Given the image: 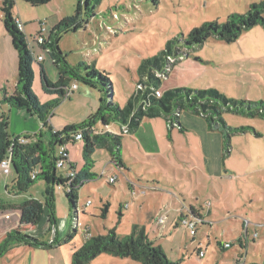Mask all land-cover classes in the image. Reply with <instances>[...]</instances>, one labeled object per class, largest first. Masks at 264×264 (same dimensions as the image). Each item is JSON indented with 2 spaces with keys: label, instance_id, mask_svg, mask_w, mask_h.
I'll use <instances>...</instances> for the list:
<instances>
[{
  "label": "rangeland",
  "instance_id": "374dc122",
  "mask_svg": "<svg viewBox=\"0 0 264 264\" xmlns=\"http://www.w3.org/2000/svg\"><path fill=\"white\" fill-rule=\"evenodd\" d=\"M261 2L264 0H99L95 17L82 23L76 32L71 27L60 36L57 46L68 66L92 65L112 81L113 103L123 108L134 91L136 71L143 60L152 59L168 42L186 38L203 23L222 24L229 15H243L251 5ZM15 3L13 15L23 21L19 19L24 23L23 34L33 47L29 49L31 90L43 106L57 97L43 93L39 66L51 83L57 82L58 74L49 55H45L43 64L35 62L41 50L29 36L36 37L42 22H46L48 35L58 21L75 17L76 0H54L39 8L19 0ZM182 52L187 56L181 57L164 78L162 89H213L229 99L264 103L263 26L243 32L230 44L211 38L202 47L179 50ZM172 63V59L168 60L167 66ZM16 73V53L0 16V115L6 121L5 130L0 131L1 148L11 142L9 138L22 140L38 134L42 128L36 118L10 111L2 103L5 93H13ZM77 86L79 90L63 99L48 119L57 132L85 123L99 109L103 94L80 82ZM223 120L228 128H245L243 134L229 133L228 152L224 129L211 131L202 117L189 112L180 115L179 125L164 119L144 120L135 133L123 136L122 170H118L105 149H95L90 168L93 178L78 192L77 220L61 186L52 187L51 216L43 182L35 183L24 195L13 197L8 188L15 173L0 172V206H4L0 208V232L18 227L19 213L5 211L31 200L40 206V217L37 225L25 234L45 243L58 242L50 250H13L5 259L1 258L0 264H70V255L82 246L85 236L114 232L122 239L131 235L134 226L143 228L153 247L162 249L173 263L235 264L242 258L245 264H264V120L232 113H224ZM254 132L260 136L256 137ZM43 140H48L46 133ZM67 150L76 157L80 171L82 142L68 145ZM59 175L64 173L57 171ZM110 177L116 180L112 185L108 183ZM181 194L205 215L208 223L198 227L194 239L178 221L188 209L175 204ZM105 207L108 208L104 214ZM159 209L165 211L168 221L162 235L148 219V214L154 215ZM209 211L211 216L207 218ZM241 220L252 224L247 242ZM255 232L258 238L252 240ZM68 236L72 239L68 240ZM5 238L1 232L0 244ZM225 243L231 248L222 252L220 248ZM200 250H205L202 259L197 257ZM89 264L138 263L101 254Z\"/></svg>",
  "mask_w": 264,
  "mask_h": 264
},
{
  "label": "trees",
  "instance_id": "16d2710c",
  "mask_svg": "<svg viewBox=\"0 0 264 264\" xmlns=\"http://www.w3.org/2000/svg\"><path fill=\"white\" fill-rule=\"evenodd\" d=\"M19 1L24 2L31 8H39L54 0ZM98 1L76 0L77 11L75 17L64 19L52 28L47 35V43L44 46H39L36 42L39 32L36 37L29 36V39L38 45L41 53L45 52V55H49L58 74L57 82L51 83L44 74V69L40 65L42 63H37L40 65L43 93L57 97L55 100L40 106L31 90L33 71L29 49L33 47L23 32L18 29V18L13 15L16 0H0L1 24L17 57L16 85L13 88L12 95L5 93L2 103L7 105L10 111L25 112L42 124L38 134L23 138V142L19 137H8L11 142H7L3 148L0 147V162L6 156H9L10 172L13 170L15 173L14 182L9 192L14 196L24 195L35 183L38 181L43 182L46 185L45 203L52 216V187L57 184L64 188L65 192L66 189L69 190L68 193H65V197L74 211L75 220H77L78 192L84 184L93 178L90 173L93 164L91 158L93 151L95 149H105L115 165L123 168L121 161L122 137L135 133L144 120L164 119L167 123L172 124L175 122L179 125L180 115L183 112H189L202 117L211 131L224 129L222 131L226 139L224 144L229 143L230 134H243L245 130L243 127L228 128L223 120L224 113L264 120V103L262 102L253 103L229 99L213 89H162L164 78L167 77L181 57L187 56L184 52L179 53V50L189 51L202 47L211 38L230 44L235 42L243 32L256 26L264 27V2L251 5L243 15H229L226 22L222 24L217 22L203 23L199 28L190 31L186 38H176L168 42L165 49L152 59L143 60L136 71L137 80L134 91L125 106L120 108L112 100V81L96 71L92 65L68 66L65 61L66 57L59 51L57 46L60 36L66 34L71 27H73V32H76L82 27V23H88L89 20L95 17V8ZM46 49L49 52H46ZM171 59L173 63L168 67V60ZM167 69L170 70L167 71ZM79 82L92 89H98L103 94L99 109L96 115L85 123L63 133L57 132L48 124V119L51 117L54 108L65 99L66 95L75 91L72 90V86H77ZM157 93L160 94V97H157ZM113 127L118 130L114 133L108 131ZM5 128L6 121L2 116L0 131L5 130ZM124 128L127 129V134L122 133ZM180 129L181 132H184L181 126ZM44 133L48 135L46 142L43 140ZM78 133L82 135V139L75 141V136ZM254 135L256 137L260 136L256 132H254ZM78 142H82L83 168L77 171L69 163L68 170L61 172L64 175L57 177L55 158L57 149ZM5 146L8 148H5ZM228 149L229 145L226 144L227 152ZM70 172L74 173V178L70 177ZM3 207L0 206L2 209ZM107 208H104V214L107 213ZM187 210V214L192 217L197 219L206 218L192 207H188ZM18 211L20 212L18 227L5 234L6 238L0 244V259L16 246L41 250H50L56 247L58 244L56 240L45 243L25 234V231L32 229L39 221V205L28 200L18 207ZM182 215H180L178 221H180ZM67 239L71 240L72 236H68ZM245 241L249 240L245 239ZM220 249L222 252L226 251L222 247ZM101 254L114 258L130 259L138 264H180L179 262H170L162 249L153 247L144 229L138 226L133 227L130 236L122 239L117 238L114 232L107 236H85L82 246L70 255V264H89Z\"/></svg>",
  "mask_w": 264,
  "mask_h": 264
},
{
  "label": "built area",
  "instance_id": "2783aa9c",
  "mask_svg": "<svg viewBox=\"0 0 264 264\" xmlns=\"http://www.w3.org/2000/svg\"><path fill=\"white\" fill-rule=\"evenodd\" d=\"M17 25H18V29L23 32V25L22 23L18 20L17 22ZM46 26V22H42L39 27H40V30H39V36L36 38V42L39 46H44L46 43H47V35H46V29L44 28ZM46 52H49L48 49H46ZM45 52H42L40 54H38L36 57H35V62L36 63H42L44 60H45ZM15 81H17V78H15ZM77 89V86L76 85H73L72 86V90H76ZM69 97V94L66 95L65 99ZM157 97H160V94L157 93ZM122 133L123 134H127V129L124 128L122 130ZM82 139V135L80 133H78L76 136H75V141H80ZM21 142H23L21 140ZM56 169L57 171H65V170H68V164L70 163L69 159H68V153H67V147H59L57 149V152H56ZM0 172H2L3 174L5 175H9V172H10V159H9V156H6L1 162H0ZM70 177L71 178H74L75 175L74 173L70 172L69 173ZM72 181V180H71ZM70 181V182H71ZM115 178H112L110 177L109 180H108V183L110 185L114 184L115 183ZM69 182V183H70ZM66 192L68 193L69 190L66 189ZM184 209V208H183ZM185 213L181 216L180 218V225H182L188 232L189 236L194 239L197 235V230H198V227L201 226V225H205L207 222L204 219H197L195 217H192L190 215L187 214L188 210L185 209L184 211ZM156 230L158 229L159 232H160V235L163 234V229H165L166 227V224H167V216L165 214H162L160 215L156 221ZM208 225V223H207ZM252 226L251 223L247 222V221H243V238L244 239H248L247 237V233H248V229ZM257 227H260V225H257ZM255 231V230H254ZM1 233V232H0ZM258 238V234L255 232L252 239L256 240ZM223 249H229L231 248V245L228 244V243H225L223 244L222 246ZM205 250H200L198 251L197 253V257L199 259H202L205 257ZM242 259V258H241ZM241 259L240 261L237 262V264H245V262H241Z\"/></svg>",
  "mask_w": 264,
  "mask_h": 264
},
{
  "label": "crops",
  "instance_id": "0c3cea01",
  "mask_svg": "<svg viewBox=\"0 0 264 264\" xmlns=\"http://www.w3.org/2000/svg\"><path fill=\"white\" fill-rule=\"evenodd\" d=\"M16 17L18 18V20L20 19L21 20V18L18 16V15H16ZM21 22H23L22 20H21ZM60 21H58L57 22V24L59 23ZM57 24H55L52 28H54ZM23 27H24V23H23ZM46 61V58H45V60L42 62V64L44 63ZM15 78H16V75L14 76V85H16V81H15ZM136 82V81H135ZM77 90H79V87H77ZM3 115H0V117H2ZM54 129V128H53ZM111 129H113L115 132L118 130L117 128H110L109 130H111ZM55 130V129H54ZM67 153H68V159H69V161H70V163L76 168V170L78 171V169H79V164H78V162H76L75 160H76V157L72 154V153H69V151L67 150ZM121 161H122V159H121ZM115 164V163H114ZM117 166V165H116ZM117 168H118V170H122V168H120V167H118L117 166ZM60 172H62V171H60ZM13 182H14V180L12 181V183H11V186H12V184H13ZM134 186L132 185V188H133ZM151 189H152V187H150ZM9 189V191H10V188H8ZM153 190V189H152ZM13 197H16V196H14L13 194H11ZM172 197H173V199L175 200L176 199V197L174 196V195H171ZM177 201H175V204H178V205H180L181 207H182V209L185 207H192V204H190L189 203V199L188 198H186V196L185 195H182L181 194V198H179V197H177V199H176ZM181 201V202H180ZM179 203H181V204H179ZM175 204L174 205H172V206H175ZM192 208H194L197 212H199L203 217L205 216V215H203L202 214V212L200 211V210H198L196 207H192ZM3 209H4V207H3ZM120 209H121V207H120ZM165 209H167L166 207H165ZM120 212H122V210H119ZM5 212H14V213H19V215H20V212L18 211V207H14L13 209H10L9 211H5ZM162 214H165V211L163 210V211H161V209H159V210H157L156 211V213H154V215H152V214H148V219L150 220V221H152L153 223L152 224H154V226H155V228H156V223H155V221H156V219L158 218V216H160V215H162ZM166 215V214H165ZM208 217L207 218H209L210 216H211V212L209 211L208 212V215H207ZM243 221H247V220H241V224H242V229H243ZM167 224H168V221H167ZM167 224H166V227H167ZM165 227V228H166ZM9 230L10 229H2V233H4V234H6V233H8L9 232ZM55 230V229H54ZM255 230V229H254ZM27 248V247H25V246H18V247H13L11 250H9L8 252H7V254L3 257L4 259L13 251V250H15V252L16 251H20V249H23V248ZM27 249H29V248H27ZM29 250H31V249H29ZM2 258V259H3ZM2 259H0V262L2 261Z\"/></svg>",
  "mask_w": 264,
  "mask_h": 264
}]
</instances>
